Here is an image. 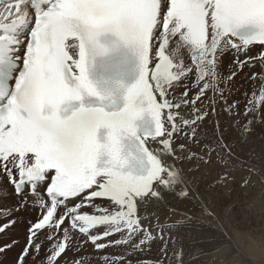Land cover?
<instances>
[{"label":"snow or ice","instance_id":"6c2138e0","mask_svg":"<svg viewBox=\"0 0 264 264\" xmlns=\"http://www.w3.org/2000/svg\"><path fill=\"white\" fill-rule=\"evenodd\" d=\"M253 177L264 0H0V264H246Z\"/></svg>","mask_w":264,"mask_h":264},{"label":"bare ground","instance_id":"6f19581e","mask_svg":"<svg viewBox=\"0 0 264 264\" xmlns=\"http://www.w3.org/2000/svg\"><path fill=\"white\" fill-rule=\"evenodd\" d=\"M257 151H260L259 146H257ZM249 187L247 189L240 190L243 195L251 197L250 200L246 201V208L241 207L244 211L251 212L252 215H255L250 207L253 201L259 202V207L257 208V213H264V183L262 186H258V189L254 191L253 195H250ZM252 191V190H251ZM243 201V200H242ZM237 204L238 201H237ZM243 205V204H242ZM249 214V212L247 213ZM247 216L243 214L242 217L237 215V219L232 225V235L235 243L246 253V264H264V224L262 227L257 228L256 230L247 228L246 220ZM260 234L262 240H257L255 234ZM223 253L218 251H212L208 249V254L204 257V264H222Z\"/></svg>","mask_w":264,"mask_h":264},{"label":"rangeland","instance_id":"374dc122","mask_svg":"<svg viewBox=\"0 0 264 264\" xmlns=\"http://www.w3.org/2000/svg\"><path fill=\"white\" fill-rule=\"evenodd\" d=\"M262 184L263 183L261 182V179L259 177H253L252 185L249 187L250 188L249 192H251L250 195H253L254 191H256V189H258V186L259 185L262 186ZM244 190H242V191L244 192ZM250 199H251V197H247V196L243 195L242 192H240V190H238V203L239 204H237L236 212H237V215L239 217H242L243 214L248 217V219L246 220L247 228L256 230L257 228L262 227V225L264 224V213H262V214L257 213V208L259 207L258 201L257 202L253 201L254 203L250 204L251 209L253 211H255V215H252L250 210L249 211L242 210L241 207L246 208V206H248V204H246V201H248ZM263 205H264V203H263ZM248 212H249V214H247ZM255 237L257 240H262L260 238L261 237L260 234H258V233L255 234Z\"/></svg>","mask_w":264,"mask_h":264}]
</instances>
